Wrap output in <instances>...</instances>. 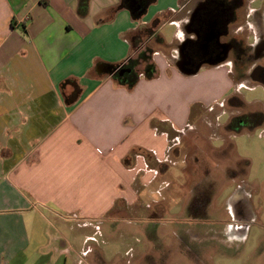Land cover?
Instances as JSON below:
<instances>
[{
    "label": "crops",
    "instance_id": "1",
    "mask_svg": "<svg viewBox=\"0 0 264 264\" xmlns=\"http://www.w3.org/2000/svg\"><path fill=\"white\" fill-rule=\"evenodd\" d=\"M149 1L0 0V264H111L110 237L138 215L150 248L137 264H172L175 244L184 262L196 259L184 235L164 243L192 213L191 199L169 188L176 140L190 129L193 104H218L240 85L233 76L239 49L253 54L264 43V0H219L221 10L236 3L234 14L221 29L217 21L206 29L231 46L229 56L205 59L194 75L183 74L179 60L201 39L194 15L216 0ZM151 27L152 36H138ZM159 37L164 45L150 47ZM147 45L156 78L141 73L132 90L117 84L112 67ZM65 96L76 100L66 104ZM134 148L157 165L138 155L127 168ZM246 198H229L230 219L216 223L212 234L225 245L246 241L254 220ZM242 206L248 218L240 217ZM213 209L194 211L204 217Z\"/></svg>",
    "mask_w": 264,
    "mask_h": 264
},
{
    "label": "rangeland",
    "instance_id": "2",
    "mask_svg": "<svg viewBox=\"0 0 264 264\" xmlns=\"http://www.w3.org/2000/svg\"><path fill=\"white\" fill-rule=\"evenodd\" d=\"M154 43L157 45L153 42L150 47ZM243 65L245 69H240L242 64L236 62L233 73L240 85L225 94L220 103L207 108L198 103L192 105L190 129L181 133L176 140L179 144L173 158L178 171L171 170L173 178L169 179V188L176 198L184 199V202L191 199L192 213L182 215V224L186 227L178 224L171 226L174 227L172 235L164 243L165 246L172 241L178 243L179 236L184 235L185 241L192 247V255L196 257L193 264H264V122L252 128H243L240 134L226 131L229 123L234 127L239 126V119L243 115L264 116V86L247 79L244 74L250 70L248 64ZM234 97L236 101L241 99L245 107L239 108L237 103L235 109H231L229 101ZM237 118L239 121L234 120ZM163 178L166 183L160 180V184L167 187L169 177ZM238 195L247 197L246 202L254 220L248 226L250 230L246 241L225 245L212 232L220 227L216 224L219 220L227 222L230 219L228 199ZM207 207L215 209L204 217L194 211ZM144 217L138 215L131 218L137 221L144 220ZM199 217L206 218L208 225L196 223L201 219ZM140 220L137 221L139 225L145 222ZM133 223L110 237L106 252L111 264H137L143 250L150 248L141 227ZM159 237L164 238L163 235ZM95 238L96 241L93 239L92 242L99 240V236ZM175 249L171 253V263L187 264L184 262L187 254L179 250L178 244H175Z\"/></svg>",
    "mask_w": 264,
    "mask_h": 264
},
{
    "label": "flooded vegetation",
    "instance_id": "3",
    "mask_svg": "<svg viewBox=\"0 0 264 264\" xmlns=\"http://www.w3.org/2000/svg\"><path fill=\"white\" fill-rule=\"evenodd\" d=\"M220 5L222 6L223 4L219 0L208 1L203 5V7L200 8L199 11H197V14L194 15L195 24L198 25L197 27L201 33V39L194 41L190 45H188L182 53V56H184V58L181 56L179 60V63H185V69H187L188 71L195 72L202 66L205 59L221 60L226 55L229 56V49L231 46L220 44L215 39H211V35L207 34L206 29V27L212 21H217L218 27H221V22L224 23L226 22L225 19L231 18V16H233L234 10L236 8V3H225L224 7L226 10H221L219 7ZM237 58L242 64L243 68L241 69L245 68V65L243 64H248L247 68H249L250 71L244 74L247 79L255 84L259 82H261V84H264L263 42L260 44L257 51L253 54L244 53L243 49L240 48L239 54H237ZM246 124L251 125L250 127H252L253 121H239L240 127H245L244 125ZM239 212V214H241L240 217L248 218V215L246 214L245 208L243 206L239 209Z\"/></svg>",
    "mask_w": 264,
    "mask_h": 264
},
{
    "label": "trees",
    "instance_id": "4",
    "mask_svg": "<svg viewBox=\"0 0 264 264\" xmlns=\"http://www.w3.org/2000/svg\"><path fill=\"white\" fill-rule=\"evenodd\" d=\"M153 0L149 1V3H152ZM154 34V28H146L144 30H142V33L139 34L138 36L142 35L145 37H150ZM139 39H141V37H139ZM140 42V41H139ZM156 44L157 45H164V41L162 38H156ZM138 48V43L134 44V49L136 50ZM153 54L154 51L152 48L147 47V49H145L143 52H141L137 58H129L125 63H123L122 65H117V66H113L112 68V74H113V79L114 81L123 86L126 87L129 90H132L139 82L140 79V74L143 73L144 77L147 80H152L154 78H156L157 74H158V70H157V66L156 64L153 62ZM123 70H130L131 72L128 73H124V75H121V72ZM235 97L233 99H230L229 101V107L231 109H235L238 103V107H245V104L243 103V101H241V99H238L237 101L234 100ZM76 100V97H68L65 96V102L66 104H73ZM236 103V104H235ZM234 106V107H233ZM234 119V120H238ZM239 120H243L244 122L246 120H252L253 124L252 127H255L257 125H262V123L264 122V116L260 114V117H256L254 115L251 116H245L243 115L242 118L240 117ZM238 120V121H239ZM153 127H157L159 128V130H167L165 124L163 123H159V122H153L152 123ZM245 127H240L239 126H232L230 123L228 126H226V131L228 133H235V134H240L242 132L243 128H252L250 127L251 125H244ZM143 156L146 160V162L148 163L149 167H153L156 166V160L153 156L152 153L145 151L143 149L140 148H134L132 149V151L129 153V155L125 158L124 160V165L127 168H131L134 165L135 159L137 156Z\"/></svg>",
    "mask_w": 264,
    "mask_h": 264
},
{
    "label": "water",
    "instance_id": "5",
    "mask_svg": "<svg viewBox=\"0 0 264 264\" xmlns=\"http://www.w3.org/2000/svg\"><path fill=\"white\" fill-rule=\"evenodd\" d=\"M211 39H213V37H211ZM210 39V40H211ZM209 40V41H210ZM208 41V42H209ZM183 58H184V56H182ZM227 58V55L223 58V59H221L222 61L223 60H225ZM185 63H183V64H181V63H179V70L183 73V74H185V75H194V74H196L198 71H199V69L200 68H198L195 72H191V71H188L187 69H185V65H184ZM126 72H128V73H130L131 71L130 70H123L122 72H121V75H124V73H126ZM261 83V82H260ZM264 85V84H263Z\"/></svg>",
    "mask_w": 264,
    "mask_h": 264
}]
</instances>
